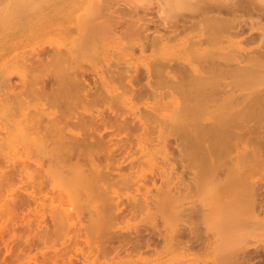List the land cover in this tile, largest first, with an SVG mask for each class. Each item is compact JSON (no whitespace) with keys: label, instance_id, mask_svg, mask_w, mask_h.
<instances>
[{"label":"rangeland","instance_id":"rangeland-1","mask_svg":"<svg viewBox=\"0 0 264 264\" xmlns=\"http://www.w3.org/2000/svg\"><path fill=\"white\" fill-rule=\"evenodd\" d=\"M161 1L162 0H0V264H43L47 256H51L54 252L64 253V249L66 250L65 252L68 253L66 256L70 255L71 261H74V264H167L169 261L172 262L174 258H178L177 260L182 258L177 261L176 264H224L226 260L224 255L227 253V251L225 252L227 249L224 245V234L231 227L230 225L234 226L235 223L228 224L229 228L223 226L219 230L214 228L212 232L209 230L210 235H212V243L208 250L198 251L192 249L185 251L181 249L180 246L176 245L167 248L158 246L157 251H150V253L143 252L141 254L135 252L132 256L130 255L131 258L129 259L127 257L130 256H125L121 259L116 257L115 259L113 252L101 254L96 251L97 245L100 246L99 243L101 242H99L100 238L97 235L100 227L101 229L103 228V231L100 230L99 234L102 235L103 233L104 235H110L113 233L115 234L117 231L133 233L138 229L149 226L153 220H160V226L164 225L162 224L163 218L161 216L166 214L160 212V210L159 212L162 214H159V212L157 214L155 211L150 212V215H152V213L153 215L149 216V214L146 215L145 212H137L136 215L134 214L133 216L116 219L113 217L115 214L114 209H109H111L110 206L114 205L112 204L114 200L121 201V203H130L129 201L133 203L135 200L132 201V196H135L136 201L140 198L139 196H142L144 193L142 190L145 189L141 190L140 188L137 189V187H141V185L143 187L142 182H147V185L150 186V177L156 173L158 174L161 167L163 168L168 165V162L166 164L164 158L166 156V150L152 147V143L144 149L135 148L132 153L127 156L126 152L117 151L112 155L109 154L110 152L106 148L102 147L103 149H101L95 146L97 149H100L99 165H97L96 168L100 174H103L102 183L105 185V190H107L105 191L103 188H99L97 185L98 183L92 180L94 178H90L92 174L94 175L95 172L96 174L99 172L95 170L93 173V168L87 165L88 163L83 158L78 161H74V158L72 161L65 158V160H67L65 162V160L61 158L65 153L63 152L64 154H62L63 150L61 148L62 151L58 150L59 144H55L56 139H58L57 136L61 135V133L59 134V132H56L58 128L61 131H65L64 135H67L66 133L69 134L71 131L84 133L87 130L89 131V122H87L89 117L92 118L96 114H98V117H109V115H111V109L123 116L131 117L133 113L142 112L143 114L144 112V114H146L149 109L152 111V108L160 106L162 107V112L163 110H165L166 113L169 111L167 114L165 112L162 113L163 115L161 114V117L165 116L163 119H166L167 116H170L168 114H170V112L172 113L175 109L174 106L177 109V105L179 106L181 104L179 108L182 107L183 100L181 101L179 99L184 95L183 91L178 89L183 93H181V97H179V91L173 92V88H168L169 84L165 82L167 78H165V80L163 77L164 81L161 82L162 80L160 81V78L162 77L159 76L160 74L154 73V71L157 70V66L153 63L157 57H171L175 53L181 52L180 50L183 48V50H185V48L196 39L195 35L199 31V27L195 26L184 29L175 36H170L172 32H169L167 33L168 36L166 39L161 43H158L156 46L154 45V47L148 46L143 52L138 48V43L141 40L139 36L132 33L126 34L127 32L123 34L124 31L123 33L121 32L127 28L124 22L120 23L116 28L111 27V24L114 23L116 19L114 14L116 10H119L127 19H130V15L135 11L139 14L145 12L149 13L150 16H153L154 21H157L156 23L151 22L150 24V29L153 30L157 27H162L161 25L155 26V24H159L160 22L165 26L178 22L177 16L181 13H185L188 8V0H177L179 3L174 0L176 4L172 7H169L165 2L163 7L159 6L161 5ZM224 2L240 6L239 20L247 23L243 25V33L231 35L232 32L236 31L237 22L236 19L230 21L229 25L224 29L222 42L218 43V46L216 45L215 47L219 48V46H221V48H224L223 50L228 53H232L235 49H239L242 54H245L244 56L242 55L243 59L241 58L242 60H240L241 64H250L252 62L250 58L252 54H254L257 44L264 41V18H259L256 14L254 15L257 9L264 10V0H224ZM69 7L79 10L88 9L87 11H89V9H91V11L92 9L95 11L101 9L103 13L99 15L100 18H95L96 21L91 29H83V34H81V28L85 26H80V22H75L67 17H61L54 21L42 20V15L45 13L47 14L55 9ZM30 9L34 14L31 12L29 16L28 10ZM225 16L231 19V15ZM255 16L258 22H255V27L251 30L248 27V21L250 18H255ZM202 24L201 22L200 25ZM89 30L93 32H89ZM162 30L164 29L162 28ZM250 33L255 36L251 43L246 41V37ZM79 43H85L86 48H77L74 51H72L73 49L70 51L67 50L68 47H76L72 44L77 45ZM186 50L188 51L181 53L185 57H188V55L191 54H188V52L191 51L187 48ZM237 51H235V53ZM228 61V59L227 61L224 60V78L222 77L224 79V90L222 89L223 86L221 87L224 93L222 91L220 92L223 94L218 92L220 90L219 88L218 90L215 89L214 92L220 95V98L222 95L224 96V104H222L224 108H222L221 101L219 102L221 106H217L224 110V154L217 158L220 159L223 157L222 159L219 161L216 160L218 163L215 164L219 165L216 166L214 164L216 170L222 169V172L210 174L208 176V182L215 188L224 185L221 187L223 191H221V194H224H220L221 197H224H222V200H224V209L219 208V211H215V216H218L219 212V216L224 215V218L228 217L227 214L230 216H234L235 214L239 216L241 214V217H246L244 213L248 214L246 218L242 219L246 222L241 223L240 226L243 225L245 233L249 232L250 234H247V236L244 235L243 237L245 239L249 237L247 241H249L250 244L252 243V246L262 247V244H264V221H262L264 213L262 212L264 211L261 212V210L258 209L257 202L253 203L256 199L253 201L250 200V198L254 193L258 195V191L264 190V187H262V183H264V142H262L264 138L262 137L264 136L261 137V135H264V133H262V131H264V115L259 113L262 116H258L256 112V116L253 117V119L251 117L249 120L250 108L252 109V107H248L250 110L249 116L245 115V117H243L244 113L242 110L244 109V102L246 99L248 100V94H244L245 88L247 86H254L255 89L259 90L264 88V74L257 77V73L255 74L252 71L242 72L233 66V64H235L234 62L232 65L230 63L229 66ZM145 64H147L151 71L150 74L152 77L150 76L149 78H155V80L158 79L161 82L159 84V81L156 80L158 82L157 90L160 92V97H155L156 95L152 93L149 94V92L140 97L131 96V94H129L130 85H128L126 81L128 78L124 76L125 72L120 76L121 79L113 80L117 69H123L126 72L137 69L143 73L145 72ZM68 65H72L73 67L76 66L74 68H85L84 70H87L91 86L87 100H85L84 92H80L79 97L78 94L71 93L67 98L63 95L65 93L62 91L59 92L60 90H58L56 93L57 95H55L53 92L56 91L55 88L58 87L57 85L51 86L47 84L46 93L42 91L41 88H43V84L41 79L43 77L46 78L47 75L65 70ZM171 73L179 74L176 70ZM6 74L13 75L11 81L5 80L4 76ZM154 75L157 78L154 77ZM255 75L256 77H254ZM122 77H124V80ZM218 77L220 78L221 76L218 75ZM110 78L111 81H109ZM219 78L217 79L216 76L217 80H219ZM93 79H96L95 82ZM120 80H122V82ZM219 82H221V80H219ZM221 83L223 84V82ZM154 84L155 83H153V86H155ZM222 84L218 85L221 86ZM218 85L217 87H219ZM248 87L247 93L251 92L248 90L251 87ZM60 88L62 90L64 85H60ZM170 88L173 90L171 91ZM51 90L52 93L49 94ZM167 92H169V94ZM216 96L214 97L213 94L214 98L212 99H215ZM218 98L215 100L217 101ZM66 99L70 101L68 107H65L64 101ZM182 99H184V97ZM177 101H181V103ZM209 103L207 102L206 104L210 105ZM215 103H213V107L215 106L214 109L218 111L216 112L215 110V112L218 114L221 110L216 108V105H219V103L216 105ZM247 104L245 103L244 106ZM210 107V110H213L212 105ZM256 109L253 112H255ZM177 110L180 111L179 109ZM189 112L191 113V110ZM212 112L216 115L214 110ZM244 112H246V108ZM150 113L147 114L150 115ZM182 114L185 113L182 112ZM47 115L50 116L49 120H46ZM175 116L178 117L177 112ZM239 117H248V119L242 120L241 118L239 119ZM99 127H101V125ZM55 128L57 129L54 130ZM52 130L58 134H54ZM38 131H40V133ZM30 135L37 136L34 141H43L42 144L37 142L41 144V146L34 147L33 143H30ZM165 135L172 140L171 142L169 141L170 139L168 140L162 135V137L166 138V141L168 140V142L171 143L167 142V144H170L167 146L169 149L168 152H171L172 155L177 154L178 156L179 150L177 149H179V145L177 146V143L175 144L176 141L173 140L172 135ZM259 135L262 139L259 138ZM50 136L53 137V139L55 137L57 138L53 142ZM142 140L145 142V139ZM163 141H165V139ZM58 142H60L59 139ZM178 143L180 144L179 140ZM51 145L53 146V150L50 148ZM58 152H61L62 156ZM64 156L66 157V155ZM176 160L177 164L178 157ZM130 164L133 166L131 169L129 168ZM167 167L168 166H166V168ZM46 168L50 169L49 175L46 173L48 170L45 171ZM175 168L176 170L173 172H178L176 175L182 172L184 168L183 173L185 177L188 176V179L185 178L187 180H190L189 176H193L192 174H194L188 167H186V171L180 161ZM84 172L87 175H85ZM118 172H123L124 175H122V173V176H116ZM50 173L56 176L55 181ZM81 173L85 176L82 175L81 177L83 178L77 180L78 175ZM41 175L49 178H45L48 183H45L46 181L43 179L44 183L42 184L45 185L43 186L41 184L42 187L41 185H37L39 180V183L42 182L41 179L43 177ZM52 178L53 184L51 182ZM170 178H172L171 181L173 182H179L175 174ZM90 179L93 181L92 183H89L88 180ZM47 184L52 185L50 186ZM67 190L69 194L66 192ZM100 190H104L105 193L102 195V193H99L101 192ZM148 190L151 192H148L151 195V190H154V187L150 186ZM153 192L155 193V190ZM67 194L70 195V197H68ZM106 194L112 197H107ZM256 195L254 197H258ZM181 197L182 196L178 198L176 203L170 205L167 212L169 220L166 219L167 217H164L166 220L163 219L167 221L166 223L168 226L166 225V227L170 230L174 229L175 231V229L180 226L178 222L179 219L186 217L185 212L190 211L192 214L191 220L196 221V227H199L203 234L202 237H204L205 225L201 220L194 217L195 213L192 212V210H194L193 206L197 204L196 199L189 195H185V198ZM241 197L243 199H241ZM110 198L113 199L111 200ZM139 200H141V198ZM193 203L195 204L193 205ZM227 203H230L231 206L227 205ZM251 203L256 206H252ZM103 207L106 209L103 210ZM62 208L69 210V214H66L68 218L66 215L63 216L64 213ZM96 209L100 210L98 214L96 213ZM178 209H183L184 211L181 210L182 212H180ZM60 210L63 214H60ZM182 213L184 216L181 215ZM255 213H257V215ZM154 215L158 218L156 219ZM101 216H107L110 220L107 217L108 220L106 218L102 220L100 218ZM257 220L262 222H260L261 225ZM255 221L258 223L257 225H255ZM251 227H256L258 230H253ZM87 232L88 234L90 233L89 235L96 234L95 236H97L99 240L97 241V239H93L92 236H88V239L91 237V241H83ZM171 232H173V230H171ZM76 234L79 235L80 238L75 242L73 237ZM220 241L222 244H220ZM87 242L88 244H86ZM113 244L116 243L114 242ZM76 248H82L80 253H77ZM43 253H45L46 256H43ZM64 259L59 260L58 258L55 264H64ZM67 261L66 264L68 263ZM170 262L168 264H170ZM45 264H51V262H46Z\"/></svg>","mask_w":264,"mask_h":264},{"label":"bare ground","instance_id":"bare-ground-1","mask_svg":"<svg viewBox=\"0 0 264 264\" xmlns=\"http://www.w3.org/2000/svg\"><path fill=\"white\" fill-rule=\"evenodd\" d=\"M176 1H174V0H162L160 2L161 5H159V6L163 7L164 2H165L168 4L169 7H172L173 5L176 4ZM177 3H179V1H177ZM187 7L188 8H187V11L185 13H181L177 16L178 22H175L169 26H165L163 23L160 22L159 24H155V26L161 25L162 27H160V28L157 27L153 30L150 29V24H151V22L156 23L157 21H154L153 16H150L149 13H147V12H145L143 14H139L138 12L135 11L130 15L131 18L127 19L121 14V12L119 10L118 11L116 10V11H114L116 19L114 20V23L111 24L112 25L111 27L116 28L120 25V23L124 22V24L127 26V28L125 30H122V31L119 30V31H121L122 33L124 31L123 34H125V32H127L126 34L132 33V34H135L136 36H139L141 38V40L138 43V48L141 52H143L145 50V48L148 46L154 47V45L156 46L158 43H161L164 39H166V37L168 36L167 33H169V32H172V34L170 36H175V35H178L184 29H187L190 27H195V26L199 27V31L195 35L196 39H194L192 44H190L188 47H186L187 49H189L191 51V52H188V54L191 53L190 54L191 57H190V55H188V57H185L184 55H182L181 52L185 53L188 51V50H186V48H185L186 51L183 50L184 49L183 48L182 49L183 51L180 50L181 52L175 53L171 57L165 58V57L161 56V57L156 58L154 56L156 59H155L153 64L157 66V70L154 71V73L160 74L159 76L162 77V78L159 77L160 81L161 80H162L161 82L164 81L163 77H164V79L167 78L168 81L165 79L166 80L165 82H167V84H169L168 88L169 87L173 88L174 89L173 92L179 91L180 92V93L178 92L179 95L182 93L181 90L184 93V95H182V97H181V95L179 96V97H181L179 100H181V101L183 100L182 101V103H183L182 107L179 108V106H181V104L179 106L177 105L178 103L176 104L178 107L177 109H179L180 111H178L176 109V107L174 106L175 109L172 111V113L170 112V114H168L171 117L167 116L166 119H163V118H165V116L161 117V114L163 112H165V110H163V112H162L161 111L162 107H160V106L152 108V111L149 109L148 110L149 112L147 111V113H150V111H151L150 115L147 113L144 114V112L142 114V112H141V113H133V115L131 117L123 116L122 114H119L115 110L111 109L110 110L111 115H109V117H106V118H104L103 116L98 117V114L94 115L92 118L89 117L87 119V122H89V131L87 130L84 133L79 132V131L78 132L77 131H75V132L71 131L72 133L69 132V134L66 133L67 135H64L65 131L62 130L63 131V133H62V131L59 130V128L58 129L55 128L54 130L57 129L56 132H59V134L61 133L60 136L59 135L57 136L60 142H58V139H56L57 137H55V136L58 133H56L54 130H52V131H54V134L56 133V135L54 136L55 138L53 139V137H51V136L50 137L53 140V142L56 139L57 142L55 141V144L56 143L59 144V147L57 146L58 150L59 151L63 150L62 154L65 153L64 155H66V157L64 155L62 156L61 152H58L62 156L61 158H63V160H65V158H67V160L70 159L72 161V159L74 158V161H78L79 159L83 158L88 163L87 165H89L91 168H93V170H92L93 173L95 170L97 172H99L96 167H97V165H99L98 160L100 159V157H99V152H100L99 150L100 149H97V148L103 149L102 147H104L107 150H109V152H110L109 154H112V155H114L115 152H117V151L126 152L127 156H129L135 148L144 149L147 146H150V144H152V143H153L152 147L163 148L166 150V156L164 158H165L166 164L168 162V165H166L168 167L167 168H166V166L163 168L161 167L158 174L156 173L155 175H152L150 177V180H149L150 186L154 187L155 193L153 192L154 190H151L152 194L150 195L151 192L148 190V187H150V186L147 185V182H144V183L142 182L144 188L142 187V185H141V187H139V186L137 187V189L138 188H140L141 190L145 189V190H142V191H144V193L141 191L145 195H143L142 193H140V194H142V196L138 195L141 198V200H139L140 198L138 196L137 197L139 199H137V201L135 199V196L134 197L132 196V198H133L132 201L135 200L133 203L131 201H129L130 203H127V202L121 203V201L119 202L117 200L116 201L114 200V203H112L114 205L110 206L111 209H109V210L114 209L115 214L113 217L116 219L129 217L131 215L133 216L134 214L136 215L137 212H141V213L145 212L146 215L149 214V216H152L153 213H152V215H150V212L156 211L158 214L159 210H160V212L166 214V215H162V216L159 215V216H161L163 219H165L164 217H167L166 219H168L169 215H167V212L169 210L170 205L176 203L178 198H180V196H182L181 198H185L184 197L185 195H189L190 197H193L196 199L197 204L195 206L194 205L195 203H193L194 210H192V212L195 213L194 217L201 220L202 223L205 225L204 233L206 236L204 235V237H202L203 234L201 233V230L199 229V227H196V221L191 220L192 214L190 211H188V212H185L186 217L179 219L178 222L180 223L179 224L180 226H178L177 229H175V231H174V229H171V230H173V232H171V230L166 227V225L168 226V224L166 223L167 221H165L166 219L165 220L162 219V224H164L162 226H160L161 225V223L159 222L160 220H157V221L153 220V222L150 223L149 226L146 225L147 227L142 228V229H138L137 231H134L133 233H130V232L127 233V232H122V231L116 232L115 231L116 232L115 234L113 233L110 235H104L102 233V235H101L99 233H100V230L103 231L102 230L103 228L101 229V227H100L98 234H97L98 237L100 238V240L97 236H95L96 234L94 235L92 233L94 235L93 236V235H89L90 233L88 234V232H87L88 235L87 234L85 235V237L83 238V241L90 242L91 237H90V239H88V236H92L93 239H97V241L99 240V242L101 241L99 243L100 246L97 245V249H96V251H98L99 253H101V254L108 253L109 254L110 252H113L115 259H116V257L121 259L122 257H125V256H130V255L132 256V254L135 252L141 254L143 252H146V253L149 252L150 253V251L151 252L157 251L158 246H161L163 248H165V247L167 248V247H170L172 245H176V246H180L181 249H183L185 251L186 250L187 251L192 250V249H196L198 251L199 250H208L211 246V243H212V239H211L212 235H210V232L213 231V228L219 230L223 226L228 227L229 226L228 224L235 223L234 226L230 225L231 227L230 228L228 227L229 229L226 227L228 230L225 233L226 235L224 234V245L227 249V250H225V252L227 251V253L224 255V257L226 258V260L224 261V264H264V244H262V247L254 246V245L252 246L251 245L252 243L250 244L249 241H247V239L249 237L246 239L243 237L244 235L247 236V234H250L249 232L245 233L243 225H242L243 227L240 226L241 223L246 222V221H243L242 219L246 218L248 216V214L244 213L246 217H244V216L241 217V214L239 212V214H240L239 216L235 214L236 216L234 215L235 216L234 217V216H230L229 214H227L228 217L224 218V215L219 216L220 215V212H219V215L215 216V213H214L215 211H217L219 208L224 209V206H223L224 200H222L223 196L221 197V195L224 194V193L221 194L223 192L221 187L224 185H221V187L219 186V188H220V190H219L218 187H217L218 188L217 189V188L213 187L212 185H210L208 182V179H209L208 176L210 174H214V172H218V173L222 172V169L216 170V167H214V164L218 163V162H216V160L219 161L223 157H221L220 159H217V158L220 157L222 154H224V110L219 108L222 104H224V96L222 95L224 93L223 92V90H224V86H223L224 85V79H223L224 78V73H223V71H224V60H226V61H227V59L229 60L228 61L229 66H230V63L232 65L234 62L235 64H233V66L235 68L241 70L242 72L252 71L255 74L257 73V77H258L259 75L264 74V41H261L257 44V47L254 50V54H252V57L250 58V59H252V62L250 64L249 63L248 64H241L240 60H242L243 56L245 55V54L241 53V50L235 49V51L239 50L237 52H240L241 56L243 55L242 57L240 56V53H237V52L235 53V51L232 53L229 52L230 53L229 54L228 52L224 51L223 50L224 48H221V46H219V48L215 47L216 45L218 46V43L222 42L223 37H224V29L229 25L230 21H233V19H236L237 24H236V31L232 32L231 35H239V34L244 32L243 25H245L247 22H245V21L241 22V20H239L240 6L235 5V4H230V3L228 4L227 2H224V0H188ZM30 10H28V15L29 14L31 15L32 10L31 11ZM87 10H79L77 8H70V7L69 8L55 9L50 13L48 12L47 14L46 13L43 14L42 20L43 21H54V20L61 18V17H67L70 20H73L75 22H77V21L80 22V26H85V27L81 28V30H82L81 34H83V29L84 30L86 28L91 29V27L94 26V23L96 21L95 18L96 17L100 18L99 15H102V13H103V10L101 11V9H98L96 11L93 9H92V11H91V9H89V11H87ZM32 13L34 14V12H32ZM255 14L259 18H264V10H262V9H257L256 12H254V15ZM225 15H231V19H229ZM201 22L203 23L202 25H200ZM255 22H258L256 16H255V18H250V20L248 21L249 29L252 30L255 27L254 26ZM162 28L164 30H162ZM114 30H116V29H114ZM84 32H87V31H84ZM89 32H93V31L89 30ZM254 38H255L254 34L250 33L246 37V41H249V43H251L254 40ZM72 45L76 46V47H72V46L68 47L67 48L68 51H70L71 49H73L72 51H74L77 48H80V49L86 48L85 43H79L77 45L72 44ZM78 51H81V50H78ZM224 52H226V53H224ZM224 55H225L226 59L224 58ZM74 67H76V66H74ZM74 67L72 65H68V67L65 68V70H63V71L61 70V72L59 71L58 73H55L52 75H47L46 78L43 77L41 79L42 84H43L42 85L43 88H41L42 91H44V93H46L47 84H49L51 86L57 85L58 87L55 88L56 91H54L53 94L57 95L56 94L57 91L60 90L59 92L62 91L63 93H65L63 95H65L68 98L71 93L78 94V97H79V93L84 92L85 100H87V96L89 95L90 89H91L90 82H89L90 78L88 79L89 74H88L87 70H84L85 68L83 69V68H74ZM144 70H145V72L142 73V71H138L137 69L133 70L131 72H126L123 69H117L115 71V74H114L115 77H113V80L114 79L119 80V78L121 79L120 76L123 75V73L125 72L124 76H126V78H128V80H126V81H127V84L130 85V87H129L130 93L129 94H131V96L140 97L144 94L146 95V93L149 92V94L152 93L153 95H156L155 97H160L161 96L160 92H158V90H157V86H158L157 81H159V80L156 79L157 80L156 81L155 78L154 79L149 78L150 76L152 77V75L150 74L151 71L148 68L147 64H145ZM175 70L178 71L179 74L171 73ZM155 75H154V77L157 76V75L156 76ZM218 75L221 76L220 78H222V77L223 78L220 79L218 77ZM165 76H167V77H165ZM216 76H217V79L219 78V80H221V82H223V84L221 82H219V80L216 79ZM254 77H256V75ZM4 78L7 81H11L13 78V75L6 74L4 76ZM122 78L124 80V77H122ZM95 80H94V82H95ZM152 80H154V81H152ZM251 80L254 81L253 79H251ZM109 81H111V78ZM120 81L122 82V80H120ZM160 81H159V84L161 83ZM104 82H105V80H104ZM153 83H155L154 85L156 87L153 86ZM217 83L222 84V85L219 86ZM110 84H111V82H110ZM250 84H251V82H250ZM60 85L61 86L64 85V88H62V90L60 88ZM217 85L219 87H217ZM215 86H216V88H215ZM221 87L223 90L221 89ZM247 87L244 90V94H246V95L248 94V97L246 96L248 98V100L246 99L247 102L243 101L244 102V104H243L244 109L242 111L244 113L243 117H245V115L249 116L248 114H249V111L251 110L250 111V118H249V120H250L251 117L253 119V117L256 116V112L258 113V116L264 115V88H261V90H259V89H255L254 86L253 87L250 86L252 88V90L250 87H248V88H250L248 90H250L251 92L247 93ZM218 88L220 89L218 92H220V91L223 92V93L220 92V93H222L221 98H220V95H217L216 93H214L215 89L218 90ZM173 89H171V91ZM178 89H181V90H178ZM52 90H54V89H52ZM52 90L49 92V94L52 93ZM167 93L169 94V92H167ZM220 93H218V94H220ZM157 94H158V96H157ZM213 94H214V97L217 95L215 99H217L219 97L221 100L219 98H218L219 101L212 99V98H214ZM183 97L185 100L182 99ZM222 98H223V101H222ZM181 101L180 102L177 101V102L181 103ZM209 101H210V103H209ZM220 101L222 102L221 105L219 103ZM64 102H65V107H68V104L70 103V101L68 99H66ZM207 102L210 105L206 104ZM215 102L219 103V105ZM213 103H215V105L217 104L216 108L221 110V112L219 110L220 113L216 114V112H218V111L216 109H214L215 106L213 107V105H214ZM245 103L246 104L248 103V104L246 106H244ZM211 105H212L214 113L216 115L213 114L212 109L210 110ZM217 106H219V107H217ZM249 106L252 107V109L250 108V110H249L248 109ZM222 108H224V106ZM245 108H246V112H244ZM253 108H254V110L257 108L255 112H253L254 111ZM190 110H191V113L189 112ZM215 110H216V112H215ZM176 112H177L178 117L175 116ZM182 112L185 114H182ZM245 113H247V114H245ZM259 113H262V115H260ZM251 114H255V115H251ZM47 116H48V118H47ZM47 116H46V120L47 119L49 120L50 116L49 115H47ZM237 118H238V116H237ZM240 118L241 117H239V119ZM241 119L242 120L248 119V117L241 118ZM81 124H83V123H81ZM100 125H101V127H99ZM52 131H50V132H52ZM38 132L40 133V131H38ZM150 133H151V135H150ZM164 133L167 134V136L169 134L172 135L173 140L176 141V142L174 141L175 144L177 143L176 145L177 146L179 145L178 146L179 149H177V150H179L178 156H177V154L172 155L171 152H168L169 149L167 148V146L171 144L170 142H168V140L170 138L166 137V135ZM262 133H264V131H262ZM46 134H47V132H46ZM44 135H45V133H44ZM162 135L164 137H166L168 140L166 141V138L162 137ZM30 136H31V138H29V140L31 141L30 143H33L34 147L41 146L43 141H40V142H39V140L34 141L36 139L35 137H37V136H33V135H30ZM262 136H264V135H261V137ZM41 137H43V136H41ZM45 137H47V136H45ZM261 137L259 135V138H261ZM162 138H164L166 142L163 141L164 139H162ZM262 138H264V137H262ZM45 139H47V138H45ZM142 139H145L144 140L145 142H143ZM178 140H179L180 144L178 143ZM169 141L172 142L171 139ZM37 142H39L41 144H38ZM47 142H46V144H47ZM167 142L170 144H167ZM262 142H264V141H262ZM60 143H61V145H60ZM46 144H43V145H46ZM49 144H51V143H49ZM50 148H51V150H53L52 145L50 146ZM50 148H48V149H50ZM177 157H178V163L180 161V163H182L183 167H185L186 171H187L186 167L190 168L191 171H193V173H194V174H192L193 176H189L190 180H187L188 176L185 177V175L183 173L184 168L182 169V172H179L178 175H176L178 172H175V173L173 172L176 170L175 167L178 165V163L176 164ZM61 158H60V160H61ZM172 159H173V161H172ZM67 160H65V162ZM183 162H185V163H183ZM217 165H219V164H217ZM132 167L133 166H131V164H130L129 168L131 169ZM46 170H48V171H46ZM45 171L49 175L50 169L46 168ZM122 173L123 172H118L117 173L118 175H116V176L124 175V173L123 174ZM172 174L173 175L175 174V176L178 177V179H179L178 183H177V181H175V182L171 181L172 178H170V177L173 176ZM50 175H52V177L54 178V181H55L56 176H54L53 173H50ZM82 175H84V174L81 173L80 175H78L77 180H80V178H83V177H81ZM85 175H87V174L85 173ZM94 175L92 174L90 176V178L91 179L94 178L92 180L94 182L98 183L97 185L99 186V188H101V189L103 188L105 190V187H104L105 185L102 183V180H103L102 175L103 174H100V172L96 174V172H95ZM42 177H41L42 179L39 178L42 180V182L39 183L40 182V180H39V182H37L38 183L37 185H41L42 183H44L43 179H44V181H46L45 183H48L47 179H45L48 177L44 176V175ZM53 178H52V180L50 179L52 184H53ZM185 178H187V179H185ZM91 179L88 180L89 183L93 182ZM223 184H224V182H223ZM42 185L44 186L45 184H42ZM42 185H41V187H42ZM47 185H50V184H47ZM262 187H264V183H262ZM104 190L103 191L100 190L101 192H99V193H102V195H103L105 193ZM105 191H107V190H105ZM66 192H68V194H69L68 190ZM139 192H140V190H139ZM148 192H150V193H148ZM68 194H67V196L70 197V195H68ZM107 194H108V192H107ZM254 194L256 195V193H254ZM254 194L252 195L250 200L254 201L256 199L257 201L255 200V202H253V201L252 202L253 203L257 202L256 204L258 206V209H260L261 212L264 211V190L257 192L258 195H256V196H258V197H254L255 196ZM108 196H110V195H107V197ZM110 197H112V196H110ZM236 198H235V200L237 202ZM104 199H105V197H104ZM110 199L112 200L113 198H110ZM241 199H243V198L241 197ZM104 201H106V200H104ZM231 202H232V200H231ZM107 205H109V204H107ZM227 205H230V203H227ZM252 206H256V205L252 204ZM107 207H109V206H107ZM62 209H63L62 211L64 214L61 212V210H60V214L62 213L63 216L66 214H69L68 209H65V208H62ZM105 209L106 208H104L103 210H105ZM172 209L175 210L174 208H172ZM181 210H183V209H181ZM181 210H179V211L182 212ZM98 212H100L99 209L97 210L96 213L98 214ZM160 212H159V214H162ZM234 212H235V210H234ZM262 213H264V212H262ZM255 214L257 215V213H255ZM181 215L184 216L183 213ZM57 216H59V215H57ZM63 216H60V217L65 218ZM106 217L101 216L100 218L103 220ZM67 218H68V216H67ZM107 218L109 219V217H107ZM155 218H156V216H155ZM259 220H261V219H259ZM259 220H257V221L259 222ZM262 221H264V218H262ZM97 222H99V221H97ZM99 223H101V222H99ZM255 223H256V221H255ZM261 223H260V225H261ZM257 224L258 223H256L255 225H257ZM100 225H102V224H100ZM100 225H98V226H100ZM238 225H239V227H238ZM244 225H246V224H244ZM252 228L253 227H251V229ZM247 229H249V228H247ZM255 229H257V228L256 227L253 228V230H255ZM209 230H210V232H209ZM249 231H251V230L249 229ZM246 232H247V230H246ZM73 238H74V241L76 242L80 238V236L76 234ZM221 241H220V244H222V242H223V241L222 242ZM88 242L86 244H88ZM114 242L116 244H113ZM81 249L82 248H76L77 253L78 252L80 253ZM65 251L66 250L64 249V253L63 252L62 253H59V252L55 253L54 252L52 255L50 254L51 256H47L46 259H44L45 258L44 257L43 258L44 259L43 264H45L46 262H51V264H55V262L58 260V258H59V260L66 258L68 261L66 259H64L65 260L64 264H66V261L68 262L67 264H74V261H71L70 255L66 256V254L68 255V253H66ZM82 252H83V250H82ZM81 255H82V253H81ZM43 256H46L45 253H43ZM131 256L127 257V258L129 259V258H131ZM177 259L178 258H174L172 260V262H170L169 260L168 261L170 262V264H176V262L182 258H179V260H177Z\"/></svg>","mask_w":264,"mask_h":264}]
</instances>
